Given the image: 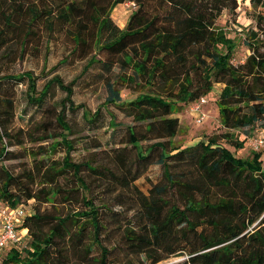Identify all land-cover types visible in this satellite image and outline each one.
Segmentation results:
<instances>
[{
    "label": "trees",
    "instance_id": "1",
    "mask_svg": "<svg viewBox=\"0 0 264 264\" xmlns=\"http://www.w3.org/2000/svg\"><path fill=\"white\" fill-rule=\"evenodd\" d=\"M123 1L60 0L37 6L28 0H0V49L14 42L8 52L13 58L20 56L28 35L39 36L38 28L48 32L59 24L66 26L72 51L88 54L78 75L92 64L99 66L97 74L106 90L100 106L126 108L134 123L143 124L139 131L134 125L126 127L127 143L136 159H147L158 150L163 182L138 194L141 224L136 231L123 229L121 260L113 264H156L175 253L185 255L176 264H264L263 153L260 148L251 149L247 156L237 157L220 143L241 148L245 137L238 138L240 129L258 121L264 128V38L259 36L263 11L256 13L253 24L241 28L244 33L237 39L215 23L223 9L234 14L236 0H130L135 6L119 27L109 12ZM249 3L262 5L264 0ZM239 42L249 52L233 63L231 55ZM78 75L64 83L53 74L37 87L40 74L30 69L0 74V158L7 154L2 138L9 135L7 124L13 115V82H25L24 102L33 106L44 102L52 83L62 89L54 120L65 132L70 127L64 119L65 108L80 107L86 127L98 126L100 106L90 110L70 98ZM215 83H221L214 100L223 131L180 147L172 140L179 126L177 115L171 112ZM121 87L134 95L121 98ZM109 116V124H115L114 115ZM151 139L145 147L138 145ZM16 142L21 141L16 138ZM63 143L68 152L71 145ZM42 160L38 159L35 174L23 171L21 176L32 183L38 176L41 186L36 190L21 182L14 188L16 176L0 165V207L13 208L29 199L53 201L63 192L55 183L66 172L85 190L81 168L98 169L72 162L66 154L46 165ZM172 163L187 167L172 170ZM136 177L131 175L130 181ZM68 199L61 195L62 201ZM19 226L28 240L22 247L9 245L0 256L1 264H108L114 249L101 241L105 226L88 193L73 212L50 215L35 209L23 214Z\"/></svg>",
    "mask_w": 264,
    "mask_h": 264
},
{
    "label": "rangeland",
    "instance_id": "2",
    "mask_svg": "<svg viewBox=\"0 0 264 264\" xmlns=\"http://www.w3.org/2000/svg\"><path fill=\"white\" fill-rule=\"evenodd\" d=\"M28 1H34L35 5L41 6L60 0ZM236 2L234 14L223 9L216 17L215 23L221 26L228 35H234L238 39L244 33L241 28L253 24L259 10L264 13V3L252 5L249 0H236ZM134 6L130 0L115 3L110 8L109 15L113 22L121 27ZM148 7H151L150 2ZM37 32L39 35L37 37L34 36L35 33L28 35L24 52L20 56L13 58V54L8 52V48L13 47L14 42L0 49V74L30 69L34 74H40L35 81L37 87H40L53 74H57L64 83L78 75L88 54L82 55L79 49L72 51L73 42L66 33V26L64 29V26L59 24L58 27L55 26L52 31L48 32L38 28ZM248 52L249 48L246 44L237 43L232 52L231 61L233 63L242 61ZM59 59L61 61L58 63ZM113 66L116 69V65ZM98 71L99 66L95 63L78 75L71 85L70 98L74 104L80 103L90 110L101 105L106 90L102 80L98 77ZM11 85L13 115L7 124L9 135L7 138H2V142L6 143L7 154L6 158H0V165L16 176L18 182L14 184V188L19 182L33 190L41 186L39 177L36 175L34 183L29 179L22 180L23 177H21L25 173L23 171L35 174V166L41 157L43 164L46 165L50 160H60L66 154L72 162H82L89 167L98 168L97 171L81 168L79 175L86 184L85 190L77 185L70 172L64 173L55 183L63 192L59 193L53 201L38 203L36 200L29 199L20 203L23 213L31 214L35 209L50 215L73 212L80 208L81 196L88 193L93 204L98 207L99 217L105 226L100 236L101 241L107 247H114L108 256V264L119 262L125 244L122 237L123 229L132 227L136 231L138 224H141L137 213L138 194H146L153 184L160 185L163 182L161 166L157 162L158 150H154L147 159L141 161L136 159L134 149L127 143L126 127L134 125L135 130L139 131L143 124L134 123L126 108L108 104L105 109L103 106L99 107L96 119L98 126L90 129L86 127L82 119L80 107L72 110L65 108L64 119L70 126L68 132H65L54 120L62 103L60 101L64 95L62 89L52 83L44 102L40 106H33L24 102L26 85L23 80L13 82ZM217 89L218 85L213 84L204 93L206 101L203 108L206 114L200 123L194 122V112L189 111L187 106H181L178 110L171 112L177 115L179 126L178 132L172 138L174 143H178L180 147L193 145L208 135L223 131L218 124V106L214 100ZM120 92L121 98L134 95V91L124 87H121ZM64 103L67 104L65 101ZM109 114L114 115L115 124H109ZM262 129L260 121L249 128L240 129L238 138L245 137L241 148L234 149L228 143L222 141L220 143L227 147L233 155L245 157L251 150L248 140L254 138L260 130L264 139V129ZM18 130H20L19 133H17ZM16 138L21 142L17 143ZM65 141L66 144L71 145L68 152L63 143ZM153 141L152 139L144 140L138 142V145L145 147ZM51 145L54 147L53 150H50ZM260 149L263 153L261 166L264 170V146ZM186 167L187 165L177 163L170 164L172 170H181ZM105 168L108 171H104ZM131 175H137V177L130 181ZM124 180L129 181L124 184ZM61 195H68L69 199L62 201ZM20 218L21 215L16 219V225L20 228V231L17 230L20 235L18 247H22L28 240L25 229L18 224ZM184 258L183 253H175L156 264H176L182 262Z\"/></svg>",
    "mask_w": 264,
    "mask_h": 264
},
{
    "label": "built area",
    "instance_id": "3",
    "mask_svg": "<svg viewBox=\"0 0 264 264\" xmlns=\"http://www.w3.org/2000/svg\"><path fill=\"white\" fill-rule=\"evenodd\" d=\"M259 36L264 38V27L261 32H259ZM205 101L204 94H201L197 98L189 101L186 105L189 111L194 112L195 123H200L206 114V110L203 108ZM248 145L253 150H257L264 146V139L261 130L254 138L248 140ZM23 214L21 205L13 208H8L6 206L0 207V256L2 249L9 247L11 244H18L20 235H18L17 230L20 228L16 225V219L20 215L22 218ZM21 218L19 219L18 224L20 223Z\"/></svg>",
    "mask_w": 264,
    "mask_h": 264
},
{
    "label": "crops",
    "instance_id": "4",
    "mask_svg": "<svg viewBox=\"0 0 264 264\" xmlns=\"http://www.w3.org/2000/svg\"><path fill=\"white\" fill-rule=\"evenodd\" d=\"M214 85H218V87H220L221 83H215ZM263 129H264V128H263ZM263 129H262V130H263ZM19 231H20V229H19ZM7 248H8V247H7ZM5 250H6V248L2 249V250H1V254L4 253Z\"/></svg>",
    "mask_w": 264,
    "mask_h": 264
}]
</instances>
